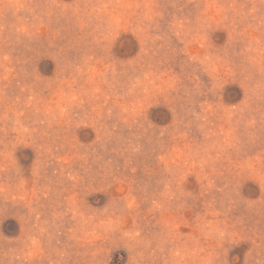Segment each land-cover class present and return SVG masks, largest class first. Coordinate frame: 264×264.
<instances>
[{"label": "rangeland", "instance_id": "374dc122", "mask_svg": "<svg viewBox=\"0 0 264 264\" xmlns=\"http://www.w3.org/2000/svg\"><path fill=\"white\" fill-rule=\"evenodd\" d=\"M0 264H264V0H0Z\"/></svg>", "mask_w": 264, "mask_h": 264}]
</instances>
